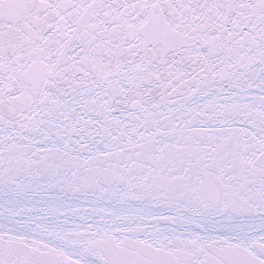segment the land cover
<instances>
[{
    "label": "snow or ice",
    "instance_id": "obj_1",
    "mask_svg": "<svg viewBox=\"0 0 264 264\" xmlns=\"http://www.w3.org/2000/svg\"><path fill=\"white\" fill-rule=\"evenodd\" d=\"M0 264H264V0H0Z\"/></svg>",
    "mask_w": 264,
    "mask_h": 264
}]
</instances>
